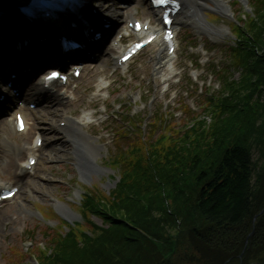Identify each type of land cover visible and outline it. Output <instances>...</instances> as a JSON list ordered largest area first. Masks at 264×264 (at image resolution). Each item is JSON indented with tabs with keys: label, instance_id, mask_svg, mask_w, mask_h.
<instances>
[{
	"label": "trees",
	"instance_id": "16d2710c",
	"mask_svg": "<svg viewBox=\"0 0 264 264\" xmlns=\"http://www.w3.org/2000/svg\"><path fill=\"white\" fill-rule=\"evenodd\" d=\"M260 7L250 24L254 40L247 47L237 42L233 49L245 67L241 87L252 85L249 73L264 80V5ZM260 93L251 105L249 96L235 102L234 93L218 106L221 116L229 111L232 116L218 119L212 129L200 122L185 135L166 133L152 145L121 154L115 161L123 169L118 186L106 197L88 192L85 200V212L100 215L108 226L92 224L91 234L72 227L66 236L56 235L57 249L49 254L47 248L41 264H184L186 257L177 252L187 237L194 243L188 251L197 249L209 264H264V212L253 221L264 209V162L255 173L251 156L252 143L258 151L264 144L258 147L264 137ZM130 154L132 161L127 160ZM154 186L159 189L153 191ZM117 206H128L133 214L111 210ZM157 212H164L166 229L177 226L180 241L160 233ZM146 229L152 233L146 235ZM172 257L176 260L168 262Z\"/></svg>",
	"mask_w": 264,
	"mask_h": 264
},
{
	"label": "rangeland",
	"instance_id": "374dc122",
	"mask_svg": "<svg viewBox=\"0 0 264 264\" xmlns=\"http://www.w3.org/2000/svg\"><path fill=\"white\" fill-rule=\"evenodd\" d=\"M98 3L103 6H110L112 9L116 8L125 11V20L119 23L120 29L125 25L127 19L131 17V14L132 16L134 15V8L141 7L142 17L144 18L153 15L149 12L148 5L144 0H132L128 4H120L119 0H98ZM244 5L245 7H240L236 4L233 8L234 11H237L235 17L242 20V25L244 21H248L249 15H254L255 11L259 8L257 3L256 6L252 5L251 7L248 0L244 2ZM239 8L240 10L238 11ZM245 9L251 10V12H249V14L246 13V16H242L243 13L246 12ZM213 25L216 29L220 30V33L214 35L215 41H211V43L202 39L205 33L196 21H192L191 25H184L182 27L183 29L180 32L181 47L178 51L179 59L175 63L172 72H182L181 75L178 74V77H183L179 85L176 82L178 79H173L169 83V85H171L170 90H167L165 87L166 84L162 83L163 80L160 75L154 74V63L152 59L156 55V50L158 49L156 46L141 53L129 66L115 71L114 62L109 52V46L105 44L104 49H106L107 54L96 61L98 64H88L82 77L67 87L68 92L66 94L73 95L74 97H71L72 100L67 99V102L65 100H60L58 94H61L63 91L61 89H56L55 93L48 94V96L51 101L58 98V100H60L58 106L55 103L46 104L52 107H46L44 104H41L39 110L32 109L31 107L27 109L28 113L31 114L30 119L32 123L34 122L31 132L22 135L16 134L11 130L9 122L4 119V124L0 126V176H2L0 180L11 181L14 184L22 183L24 184V189L16 199L5 202L0 210V264H38V260L43 263L44 257L42 250L44 247L49 245L52 251L57 249L56 239L59 240V238L57 237L54 239V236L58 235V232L65 230V227L60 226V220L51 212V208L58 202L61 205H67L71 210L70 213H67L68 217L71 218L72 222H81L84 224V228H91L89 230L93 231L91 223L97 227L108 226L101 216L95 212L89 213L87 218L81 215V212L85 211L86 208L84 206L81 207L82 204H80V201L82 196H77L76 190L78 189L84 192V189H81L76 181L79 174L75 167L76 160L72 151L73 143L71 140H67L65 134L58 128L59 116L62 111H68L69 114L75 116L81 115L84 110L96 112L95 116L100 119V122L90 124L86 129L90 133L101 137L100 141L94 142L97 145H102L95 161L103 167L105 171L100 174H91L92 180L90 179L89 185H92V189H94V194L97 198L106 197V194L110 195L111 190L116 186L117 182L120 181L121 170L118 172V169L109 166V162H112L116 158V155L126 153L128 142L131 143L135 141L137 146L142 145L139 138L135 140L136 137L143 136L142 133L138 132L140 127L143 128L142 130L146 135L141 138L146 140L144 144L150 143L152 145V143L157 140L158 132L164 129L163 125L153 124L152 121L155 116L160 117V112H162L166 115L163 124H167L168 119V124H171L172 127L177 129L176 131H178V128L184 129L191 121L190 117L193 111L204 112V107L210 102L209 97L202 94L203 88L205 86L210 87L212 91H216L215 96L218 97V90L221 86H225V83L222 84L220 82V75L216 77V75L212 73L213 71L208 70V64H218L217 66L219 68L222 65L232 63V60L228 57L229 53H227V50H222L219 46L223 40L227 41L226 44L228 45L232 44L234 35L228 20H214ZM186 28H188V30H185ZM185 35L189 38L186 39ZM200 42H205L210 46H207L208 49H205V45L201 46ZM212 44H216L217 47H214ZM196 59L202 62L201 68L195 70L196 73H194V77H190L188 72L192 68H195L194 64V67H192V63ZM244 73L245 67H240L238 64H236L235 68H232L230 76L232 79L234 78L235 81L231 87V90H235L236 93V96L233 98L235 99L234 101L240 103L241 99H247L246 97L249 96L251 105V102L254 103L257 99V90H261L259 98L260 101L264 102V80H262L261 77V79L259 78L258 73H249L247 75V78H253L252 85L235 88L236 82L241 80ZM188 78L191 80L187 84ZM108 82H111V86H108ZM102 83L106 86L103 88V95L94 97V91L97 90L98 86ZM31 84L26 91L28 96L33 93ZM238 89L239 95H237ZM122 99H124L126 103L129 101V105L127 104L124 111L122 110L123 118H121L120 115L118 116L123 126L126 127L129 124L127 121L128 119H126L127 112H131L130 114L140 112V115L133 119L140 124V127L136 126L137 129L129 136L130 138L127 143H125L123 137L120 138L119 136L116 138V135H114V128L111 125L113 122L111 119L112 117L107 120L108 113L111 115L114 105L119 107V104H121L120 100ZM96 100L98 104L97 107L94 105V101ZM104 101L106 106L108 104L107 110H105ZM189 106L193 109L190 113L186 111V109H190ZM51 108L53 112L49 113ZM116 112H118V110ZM34 113L39 116H46V119L37 122L38 125L43 128L42 130L46 131L44 134L48 140L46 139V147L41 150L42 159L35 173L26 176L22 182H18V164L27 160L29 152L25 148L34 145L35 138L38 134V131L34 127L35 121L32 119V114ZM230 115L232 116L231 111L228 112V116ZM259 120L260 119L257 118L256 122L258 123ZM152 130L153 133L150 134ZM172 132L175 136L176 133H174L173 130ZM260 140L258 147L262 141H264V137ZM251 146V156L255 163L254 169L256 173L260 170L259 167L264 162L262 150L264 144L259 148L260 151H258L255 144L252 143ZM19 148H22V150ZM141 148L142 146L139 147V149ZM16 155H18V157ZM132 159V155L130 154L127 160L132 161ZM134 159H136V157ZM13 161H15V164L12 166ZM158 189V186L152 187L153 191H157ZM136 190L137 187L133 192L135 193ZM139 192L141 191L137 193ZM71 201H76V203H68ZM38 208L44 210L46 214H49L48 223L40 220L36 216ZM111 210L119 214H133L128 209V206H117ZM263 212L264 209L255 215L256 218L254 217V223L257 217ZM156 216L158 217L157 220H162L158 227L160 228V233L164 235L169 234L168 239H170L171 242L180 241L179 238L175 237V234L180 233L178 232L177 226L176 228L170 229L167 227L169 230L166 229L167 221H164L166 219L164 217V212H157ZM96 230L98 231L97 228ZM144 233L149 235L152 233V230L146 229ZM186 234L189 235V232ZM185 238L186 237H184V239ZM186 239V242L183 241L178 244L177 252L180 256L183 254L182 256H184V258L186 257L184 264L208 263V258L203 261L202 253L197 249L194 248L188 251L191 249L190 246L194 243L190 241V238L187 237ZM32 242L34 245L30 246ZM26 251L27 253H24ZM209 252H211L210 249ZM187 254L189 255L185 256ZM203 255H205L204 252ZM176 257H172L168 262L172 263V259L176 260ZM191 257H193V260H191Z\"/></svg>",
	"mask_w": 264,
	"mask_h": 264
},
{
	"label": "bare ground",
	"instance_id": "6f19581e",
	"mask_svg": "<svg viewBox=\"0 0 264 264\" xmlns=\"http://www.w3.org/2000/svg\"><path fill=\"white\" fill-rule=\"evenodd\" d=\"M20 1L21 0H0V2H3L6 4V7H8V9H9L8 10L9 13L12 11V9L15 8V6ZM218 5L220 7L224 6V0H220L218 2ZM192 8L193 7H191L189 9V10H191L192 13H194L195 15H201L202 11L204 9V4L201 5V7H198V9H194V8L192 9ZM107 10L111 11L110 14L112 15V17L114 19H118V21L122 18L123 14H124V13H121L117 10H112V8H110V7H107ZM189 10L187 12H190ZM118 21H113V26L114 25L116 26L117 25L116 23ZM36 26L37 25H32V24L28 26V28L32 29L34 33L31 35V39L27 42V44L25 46L21 45L20 51L13 49L11 47V44H9L10 40L12 39V36L14 37V35H15V33L13 31H8V33L11 36L4 37V38H7L8 41L7 42L3 41V43L1 44L3 49H2V51H0V62L2 63L3 67H5L7 70H19L20 71L21 70L20 65H19L20 62H18V61L21 59H22V70H23V68H27L30 65V63H32V62H33V65H35V63L37 62L38 59H42V60H44V62H46V60H51V58L47 54V52L51 53L53 50V47L43 46V45L45 44V42H49V41H45L46 38L51 37L52 34H55V32H57L59 29H62V26H60L58 24H55V26H52V27L46 26L43 28H40V26L38 28ZM112 29H113V27H111L107 31V34L111 35L110 33L112 32ZM3 30L4 29L0 30V35L5 33V32H1ZM35 35L37 36L36 40H34ZM78 38L80 39V37H78ZM81 39H85V38L81 37ZM84 42L89 43L90 42L89 38L86 39ZM93 46H96V44H94ZM80 55L83 56L81 53H80ZM58 58L59 57H57V60H58ZM168 58H170V55L167 54V50H164L163 52L159 53V59L157 60V65H159V66L157 67V70L168 64L167 60L164 61L165 59H168ZM54 59H52V60H54ZM163 61H164V63H163ZM54 63H55V61H54ZM24 71H22V80L23 79L28 80V75H29L28 72L29 71H26V72H24ZM36 89H38V87H36ZM36 95H37V93H36ZM35 97L30 98V100H28V101H32L33 98H35ZM43 98H50V97L48 95H46ZM50 112L52 113L53 110L51 109ZM1 115H3V113L0 114V116ZM88 115L89 114L87 113L86 119H87ZM37 117H38V115H37ZM66 121L68 124H70V127L65 126L62 129L65 130L66 132L71 133L70 135H74V137L76 138L75 140L77 141V143L82 148L81 158L84 159V160L81 159L83 162V164H81L82 170H83V172L86 173L87 176H90V174H92L91 172L94 171V166H93L94 164H92V163L94 161L95 155H93V154L97 153V148L95 146H90L89 141H88L87 137L85 136L86 133L85 132L82 133V131H80V127L76 126L71 119L66 118ZM11 126H12V124H11ZM36 129H39V128L36 127ZM74 130H76V131H74ZM78 131H80V132H78ZM28 150L30 152L40 151L35 147H29ZM16 156L18 157V155H16ZM14 164H15V161H13L12 166ZM23 168L25 169V167H23ZM24 169H21V172L26 173V171ZM20 180H22V178H20ZM1 184H3V183H1Z\"/></svg>",
	"mask_w": 264,
	"mask_h": 264
},
{
	"label": "snow or ice",
	"instance_id": "6c2138e0",
	"mask_svg": "<svg viewBox=\"0 0 264 264\" xmlns=\"http://www.w3.org/2000/svg\"><path fill=\"white\" fill-rule=\"evenodd\" d=\"M164 2H165V0H156V3H158V4H161V3H164ZM52 75L56 76L58 74L57 73H53Z\"/></svg>",
	"mask_w": 264,
	"mask_h": 264
},
{
	"label": "water",
	"instance_id": "95a60500",
	"mask_svg": "<svg viewBox=\"0 0 264 264\" xmlns=\"http://www.w3.org/2000/svg\"><path fill=\"white\" fill-rule=\"evenodd\" d=\"M255 218H256V216H255Z\"/></svg>",
	"mask_w": 264,
	"mask_h": 264
}]
</instances>
